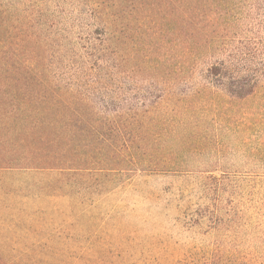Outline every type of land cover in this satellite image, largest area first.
<instances>
[{"label": "trees", "instance_id": "16d2710c", "mask_svg": "<svg viewBox=\"0 0 264 264\" xmlns=\"http://www.w3.org/2000/svg\"><path fill=\"white\" fill-rule=\"evenodd\" d=\"M248 1V5L231 0L0 4L18 11L0 13V174L51 175L54 194L71 196L98 190L99 180L107 177L198 171V189L209 198L197 209L198 220L209 223L219 244L229 235L251 239L253 250L260 244V257L253 264H264V186L246 179V204L241 207L234 198L227 203L229 174L200 171L212 162L185 159L183 155L198 153L188 142L175 150L160 143L168 121L173 122L171 132L184 129L181 117L190 114L187 107L200 93L203 103L209 99L214 104L218 99L234 104L250 96L264 98V0ZM240 7L238 20L247 16L259 27L249 32L248 43L219 56L213 43L229 37V11ZM137 41L142 61L135 81L141 85L125 88L129 83L121 79L133 72ZM251 44L255 48L246 52ZM162 47L167 54L152 58ZM177 49L180 62L173 58ZM199 63L204 65L199 88L179 90V85L170 84L171 77L189 76ZM146 86L161 95L146 103L144 95L128 93ZM160 100L174 101L173 108L168 115L154 116ZM205 112L203 117L208 116ZM258 161L264 165V154ZM260 180L264 184V175ZM29 248L16 256L0 253V264H89L83 255H41ZM211 254L200 264H217L220 253L215 248Z\"/></svg>", "mask_w": 264, "mask_h": 264}, {"label": "rangeland", "instance_id": "374dc122", "mask_svg": "<svg viewBox=\"0 0 264 264\" xmlns=\"http://www.w3.org/2000/svg\"><path fill=\"white\" fill-rule=\"evenodd\" d=\"M9 2L21 5V0H0L1 5ZM231 2L250 3L248 0ZM232 9L228 17L229 23L232 22L228 28L229 37L221 39L218 44L216 41L213 43L219 50V56L230 54L248 43L247 40L252 37L249 32L252 29L257 31L259 27L250 17L238 20L241 7L239 11ZM1 12L18 13L13 7H1ZM135 43L132 50L133 72L121 79L129 83L125 88L141 85L135 79L140 76L142 52L137 53L138 41ZM254 48L251 44L246 52ZM157 53L162 57L167 51H163V47L160 51L156 49L152 58ZM173 58L180 62L178 49ZM203 66L199 63L196 71L189 76L176 77L180 73L176 74L170 78V84L179 85L176 86L179 90L187 89L189 85L199 88L198 83L202 81L199 71ZM98 72L97 76L101 77V71ZM121 75L117 74V84ZM143 88L128 93L130 96L144 95L146 103L161 95L153 89L148 91L151 89L148 86ZM178 89L174 91L178 92ZM151 93L152 96L147 97ZM202 97L205 96L200 93L187 107L190 114L181 117L184 119L183 130L171 132L173 122L168 121V126L160 132L161 146L175 150L182 142L193 145L197 155L183 157L196 162H212L200 171L229 174L232 181L227 182L226 190L231 199H227V203L234 198L242 207L248 200L246 179L254 182L256 187L264 186L260 180L264 175V165L258 161L264 151L263 154L257 151L259 147L264 150V98L250 96L234 104L218 99L214 104L209 99L203 103ZM173 103L160 100L153 115H168ZM202 111H206L208 116L203 117ZM193 121L194 127L191 125ZM198 177V171L107 177L100 179V187L90 194L57 196L53 188L55 178L51 175L0 174V253L21 255L24 247L32 246L30 252L41 255H83L89 264H200L216 248V252L220 253L215 258L217 264L257 262L260 244L253 250L255 242L249 241L251 239L241 236L230 238L231 235L219 244L214 240L216 238L209 223L198 220L197 209L209 203V198L198 189ZM256 181L260 183L255 184ZM40 185L45 188H40ZM235 185L245 191L238 190ZM73 261L74 258H71L69 262Z\"/></svg>", "mask_w": 264, "mask_h": 264}]
</instances>
